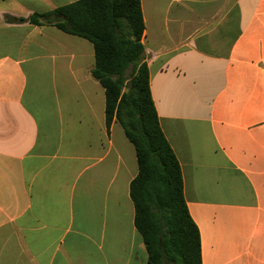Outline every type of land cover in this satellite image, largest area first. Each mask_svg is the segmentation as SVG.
Instances as JSON below:
<instances>
[{"label": "crops", "instance_id": "crops-1", "mask_svg": "<svg viewBox=\"0 0 264 264\" xmlns=\"http://www.w3.org/2000/svg\"><path fill=\"white\" fill-rule=\"evenodd\" d=\"M0 0V264H148L133 146L105 118L92 45ZM160 128L201 264H264V0H140Z\"/></svg>", "mask_w": 264, "mask_h": 264}, {"label": "trees", "instance_id": "trees-1", "mask_svg": "<svg viewBox=\"0 0 264 264\" xmlns=\"http://www.w3.org/2000/svg\"><path fill=\"white\" fill-rule=\"evenodd\" d=\"M5 20L52 25L92 45L91 76L104 90L106 122L114 119L135 152L137 174L129 196L148 264H201L199 232L187 210L179 163L150 93L140 0H80Z\"/></svg>", "mask_w": 264, "mask_h": 264}]
</instances>
